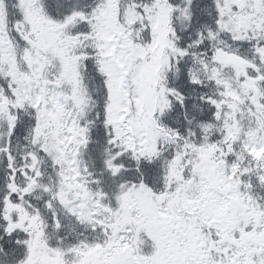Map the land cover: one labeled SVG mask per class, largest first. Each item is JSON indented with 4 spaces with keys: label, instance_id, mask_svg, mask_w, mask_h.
<instances>
[{
    "label": "snow or ice",
    "instance_id": "snow-or-ice-1",
    "mask_svg": "<svg viewBox=\"0 0 264 264\" xmlns=\"http://www.w3.org/2000/svg\"><path fill=\"white\" fill-rule=\"evenodd\" d=\"M0 264H264V0H0Z\"/></svg>",
    "mask_w": 264,
    "mask_h": 264
}]
</instances>
